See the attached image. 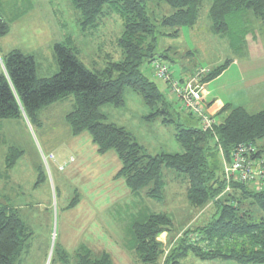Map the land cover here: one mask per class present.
<instances>
[{
  "label": "rangeland",
  "instance_id": "rangeland-1",
  "mask_svg": "<svg viewBox=\"0 0 264 264\" xmlns=\"http://www.w3.org/2000/svg\"><path fill=\"white\" fill-rule=\"evenodd\" d=\"M211 4L206 0L197 23L179 28L176 35H166L175 30L172 27L158 26L154 62L167 63L179 78L198 68L212 73L220 65L228 67L232 60L235 64L261 62L264 23L246 12L232 19L228 34H219L210 16ZM0 8L10 25L8 35L0 38V73L5 70L2 57L19 50L35 58L38 78L53 77L58 72L55 44L59 42L73 47L92 71L102 70L122 57L118 39L124 22L113 8L106 7L97 23L86 28L73 0H0ZM156 11L161 14L157 7ZM235 64L222 72L226 71L219 78V93H225L231 80H238ZM144 71L174 101L166 84L154 74L153 65H145ZM210 81H206L201 98L206 111L216 118L217 114L209 110L217 100L205 99ZM123 96V105L101 107L108 122L125 127L150 155L183 152L176 138V123L149 117L152 109L132 89L126 87ZM75 103V95L70 94L42 107L38 123H31L26 114L23 120L0 118V205L17 211L32 233L25 238L15 264H47L46 256L51 257L55 244L72 258L79 250L90 249L97 256L108 252L114 264H135L132 223L147 212H166L173 219L172 232H163L158 239L165 246L164 262L171 240L175 242L183 231L206 221L209 208L203 212L190 205L187 183L172 169L164 170L161 198L147 194L148 189L133 194L123 179H116L122 168L116 153L101 155L88 132L73 134L67 115ZM228 104L220 105L218 113ZM181 106L174 101L173 119L197 125L196 120L186 118ZM224 165L228 168L227 163ZM224 180L232 188V177ZM184 264L242 263L221 258L202 261L190 256Z\"/></svg>",
  "mask_w": 264,
  "mask_h": 264
},
{
  "label": "trees",
  "instance_id": "trees-1",
  "mask_svg": "<svg viewBox=\"0 0 264 264\" xmlns=\"http://www.w3.org/2000/svg\"><path fill=\"white\" fill-rule=\"evenodd\" d=\"M205 1L73 0L85 28L95 25L106 7L115 9L123 19L118 39L122 57L102 70H89L73 47L60 42L55 44L58 72L51 78H38L35 58L30 54L13 50L2 57L5 70L0 73L1 119L23 120L26 114L31 123H38L42 107L74 94L75 108L67 115L73 134L88 132L101 155L114 151L122 164L116 179H123L133 194L148 189L147 194L161 198L164 170L172 169L186 181L190 205L203 212L209 208L206 221L183 231L175 242L171 240L164 262L165 246L158 239L163 232H172L173 219L166 212L136 217L132 223L135 264H184L190 256L202 261L221 258L242 264L264 263V188H258L257 177L243 181L229 174L224 165L232 163L241 144L255 145V151L246 155L251 161L264 158V110L251 113L228 104L216 115L217 123L208 129L191 112H186V118L196 120L197 125L189 120L175 121L174 101L144 71L156 57L158 26L175 29L166 35L194 26ZM152 2L157 3L151 6ZM211 2L209 12L219 34H228L232 19L246 12L264 23V0ZM156 7L161 14L155 12ZM240 29L246 31L245 26ZM9 32L10 25L0 12V38ZM227 65L215 68L205 81L218 77ZM126 87L143 97L152 109L149 117L176 123L182 153L150 155L125 127L106 120L101 107L123 105ZM229 176L234 180L232 188L224 180ZM31 235L17 211L0 205V264H15L25 238ZM78 252L72 258L55 244L49 264H114L108 252L100 256L90 249Z\"/></svg>",
  "mask_w": 264,
  "mask_h": 264
},
{
  "label": "built area",
  "instance_id": "built-area-1",
  "mask_svg": "<svg viewBox=\"0 0 264 264\" xmlns=\"http://www.w3.org/2000/svg\"><path fill=\"white\" fill-rule=\"evenodd\" d=\"M153 72L166 84L168 93L175 102L180 103L182 110L191 112L200 118L204 129L213 127L217 120L206 111V106L201 98L207 82L205 78L210 70L198 68L191 74L181 78L176 77L169 65L162 60L153 61ZM254 144H241L235 151L232 163L228 166L227 172L236 175L243 181L257 177L258 188H264V158L251 161L248 156L255 151ZM262 180V181H261Z\"/></svg>",
  "mask_w": 264,
  "mask_h": 264
},
{
  "label": "crops",
  "instance_id": "crops-1",
  "mask_svg": "<svg viewBox=\"0 0 264 264\" xmlns=\"http://www.w3.org/2000/svg\"><path fill=\"white\" fill-rule=\"evenodd\" d=\"M244 60L246 59L242 61ZM236 61L239 63L240 60ZM234 64L235 62L232 60L226 71ZM235 66L238 80L235 83L231 80L229 85L225 83V93H219L218 88L221 85V82L219 83V78L222 77L226 71L213 79V83H211L212 81L208 83V91L205 99L210 98L212 102H214V99L217 100L215 105L211 108V111L209 110L210 113L215 115L218 114L217 110L219 106L226 102H230L234 107H245L251 113L264 109V56L260 63H258L257 60H247V62L235 64Z\"/></svg>",
  "mask_w": 264,
  "mask_h": 264
},
{
  "label": "water",
  "instance_id": "water-1",
  "mask_svg": "<svg viewBox=\"0 0 264 264\" xmlns=\"http://www.w3.org/2000/svg\"><path fill=\"white\" fill-rule=\"evenodd\" d=\"M50 260H51V257L49 256V258H48V263H47V264H49Z\"/></svg>",
  "mask_w": 264,
  "mask_h": 264
}]
</instances>
